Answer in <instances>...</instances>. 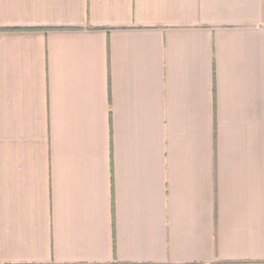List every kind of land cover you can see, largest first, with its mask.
Segmentation results:
<instances>
[{
    "label": "crops",
    "instance_id": "0c3cea01",
    "mask_svg": "<svg viewBox=\"0 0 264 264\" xmlns=\"http://www.w3.org/2000/svg\"><path fill=\"white\" fill-rule=\"evenodd\" d=\"M0 264H264V0H0Z\"/></svg>",
    "mask_w": 264,
    "mask_h": 264
}]
</instances>
